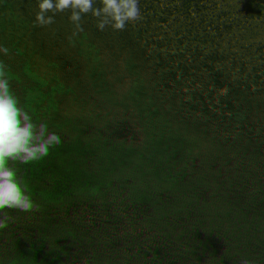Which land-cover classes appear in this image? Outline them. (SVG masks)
<instances>
[{"label": "trees", "instance_id": "trees-1", "mask_svg": "<svg viewBox=\"0 0 264 264\" xmlns=\"http://www.w3.org/2000/svg\"><path fill=\"white\" fill-rule=\"evenodd\" d=\"M3 9L52 145L0 264H75L89 224L96 264H264V0Z\"/></svg>", "mask_w": 264, "mask_h": 264}, {"label": "flooded vegetation", "instance_id": "flooded-vegetation-1", "mask_svg": "<svg viewBox=\"0 0 264 264\" xmlns=\"http://www.w3.org/2000/svg\"><path fill=\"white\" fill-rule=\"evenodd\" d=\"M1 1L2 0H0V2ZM21 26L22 22L18 21V18L14 17L12 13L6 15L4 9L2 13L0 12V57L5 63L9 79V86L5 97L8 102L7 115L10 118V122L15 124V133H17V137L19 138V149L21 152L30 154L39 159L41 173L43 174L46 161V150L52 145V138L48 132V134L45 132L44 128L41 129L40 127V120L36 110L37 103L35 98L30 95L27 88L29 76L24 74L25 65H21V69L17 68V61L21 57L17 47V41L23 34ZM7 124L8 122H6L5 125ZM6 159L5 157V160ZM11 173L14 172L9 164L5 161H1L0 175L9 178L12 176ZM5 182L6 180H1L0 184ZM38 183L39 181L30 186V190ZM14 190L22 195L30 191L23 193L18 186L12 185L7 187L4 184L0 187V201L3 198V205L6 204L9 195L13 193ZM0 208H3V206Z\"/></svg>", "mask_w": 264, "mask_h": 264}, {"label": "rangeland", "instance_id": "rangeland-1", "mask_svg": "<svg viewBox=\"0 0 264 264\" xmlns=\"http://www.w3.org/2000/svg\"><path fill=\"white\" fill-rule=\"evenodd\" d=\"M8 86L7 68L0 57V164L1 161H5L14 172L9 178L0 175V181L6 180L5 183L0 184V187L4 184L7 187L14 185L25 193L30 190V186L40 180L41 166L37 157L21 152L18 147L19 138L15 133V124L10 122L7 115L8 102L5 97ZM6 122H8L7 125H5ZM4 156L7 158L6 160ZM95 232L96 229L92 224L87 225L83 237L79 241L78 255L74 259L75 264H96L98 240L94 235Z\"/></svg>", "mask_w": 264, "mask_h": 264}]
</instances>
